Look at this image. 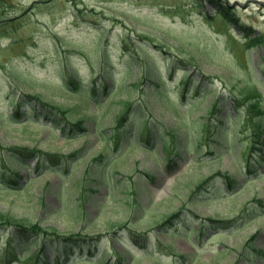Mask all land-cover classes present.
Listing matches in <instances>:
<instances>
[{
	"label": "rangeland",
	"instance_id": "obj_1",
	"mask_svg": "<svg viewBox=\"0 0 264 264\" xmlns=\"http://www.w3.org/2000/svg\"><path fill=\"white\" fill-rule=\"evenodd\" d=\"M213 1L227 15L209 0H0V143L74 154L48 160L60 176L36 175L34 159L20 167L32 181L0 190V213L62 234L119 233L113 246L132 264L154 262L127 230L162 264L176 258L159 243L187 264H264V142L249 174L255 119L242 102L233 109L253 87L264 109V43L249 47L242 29L264 42V0ZM185 79L197 90L177 105ZM28 94L87 131L69 138L30 107H20L29 123L7 121ZM206 218L230 223L203 231Z\"/></svg>",
	"mask_w": 264,
	"mask_h": 264
},
{
	"label": "trees",
	"instance_id": "obj_2",
	"mask_svg": "<svg viewBox=\"0 0 264 264\" xmlns=\"http://www.w3.org/2000/svg\"><path fill=\"white\" fill-rule=\"evenodd\" d=\"M210 3H213L218 10H221V13L226 11V8L219 3H215L213 0H209ZM223 9L225 10H222ZM225 14V12L223 13ZM227 15V13L225 14ZM236 20L233 19V22ZM242 27V26H240ZM245 31V40L246 45H260L262 42L261 37H257L255 34L251 33L249 29L242 27ZM183 88H179L177 92L179 94L178 102L180 104L183 93L182 89L189 87L192 91L197 90L196 87H193V83L188 81V79L182 81ZM150 87L153 88V91L162 92L161 88L163 87V80L160 77H157L155 80H151ZM94 90V88H93ZM165 96V94H164ZM260 93L256 87L246 90L243 98L241 100L237 99L233 102V109L240 102L246 104L247 112L252 113L255 123L253 125V136L251 141L248 143L246 151L252 155V159L248 161L247 171L249 174L255 173V164L258 162L256 156L262 153L261 150V139L262 135V123L260 119L264 116V109L261 108ZM24 97H27L28 100L22 99L20 101H11L13 112L9 114L6 119L10 122H18L22 120V117L25 119L24 122L29 123L32 121L31 118H28L26 115L27 110L21 111L20 107H30V113L36 116L35 113L37 110H41L42 114L51 121V126L45 124L48 128L58 127L61 132L65 133L69 138L75 134H83L87 131V126H85V120H79L77 122H71L68 119L69 113L62 106H57L52 102H47L44 98L37 95L28 94ZM218 102L216 101V104ZM175 104V102H174ZM215 103L213 106L216 105ZM212 107V105H211ZM35 111V112H34ZM125 113H121L118 119L122 122L125 121ZM228 118V115L226 116ZM225 117V118H226ZM264 119V117H263ZM262 119V120H263ZM65 120L66 124L61 125V122ZM221 120H219V123ZM212 128L220 129L219 124L212 123ZM150 127L149 123L145 128V133L149 134ZM144 133V132H143ZM143 133L139 134L142 136ZM163 150L166 152L169 149V144H166L162 140ZM0 150L3 151V155H0V164L3 166V170L0 171V190H20L25 184L30 183L32 178L30 175L25 176L20 172V167L27 168L28 163L31 159L35 160L33 171L36 172V175H40L45 172H55L60 176L61 170L51 167L52 165L48 163V160L53 159L69 160L73 155L69 156H60L59 154H48L38 149H28L23 146H5L0 143ZM47 156V157H46ZM16 164V169L12 168L11 165ZM68 176V175H67ZM145 177L154 179L150 174H145ZM226 183L234 185L235 178L233 179L230 175L226 174L225 176ZM171 219V218H170ZM168 219V221H170ZM173 220V219H172ZM171 220V221H172ZM170 223V222H169ZM167 223V224H169ZM229 220L218 221L212 218H207V222L201 225L202 230L212 227L215 228L216 225L226 226L229 224ZM173 224V223H172ZM171 224V225H172ZM163 227L166 228V225ZM168 228V227H167ZM128 239L133 241L140 249L144 252L142 255L149 256L153 258V264H162L160 258L155 256L153 252L147 250V237L144 234L137 236L131 230H127ZM122 237L119 233H114L113 235L109 233L107 238H104L103 235H83L81 233L77 234H62L58 231H54L52 228H42L38 223H31L21 221L14 216L0 213V264H132V259L126 257V255L118 252L113 246L114 242L118 241ZM138 239H136V238ZM111 242V244L109 243ZM159 251L165 253L166 256H172L176 258L174 264H187L185 255H179L170 246L159 243ZM254 253H261L262 251L254 248ZM126 252H128L126 250ZM252 255V254H251Z\"/></svg>",
	"mask_w": 264,
	"mask_h": 264
},
{
	"label": "water",
	"instance_id": "obj_3",
	"mask_svg": "<svg viewBox=\"0 0 264 264\" xmlns=\"http://www.w3.org/2000/svg\"><path fill=\"white\" fill-rule=\"evenodd\" d=\"M256 3L260 2V1H255Z\"/></svg>",
	"mask_w": 264,
	"mask_h": 264
}]
</instances>
